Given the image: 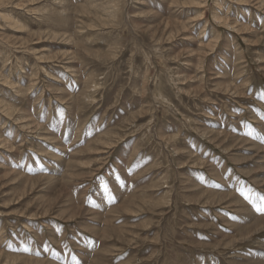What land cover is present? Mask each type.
<instances>
[{
  "label": "rangeland",
  "instance_id": "374dc122",
  "mask_svg": "<svg viewBox=\"0 0 264 264\" xmlns=\"http://www.w3.org/2000/svg\"><path fill=\"white\" fill-rule=\"evenodd\" d=\"M262 203L264 0H0V264H264Z\"/></svg>",
  "mask_w": 264,
  "mask_h": 264
},
{
  "label": "snow or ice",
  "instance_id": "6c2138e0",
  "mask_svg": "<svg viewBox=\"0 0 264 264\" xmlns=\"http://www.w3.org/2000/svg\"><path fill=\"white\" fill-rule=\"evenodd\" d=\"M257 211H259L261 214H264V203L258 206Z\"/></svg>",
  "mask_w": 264,
  "mask_h": 264
},
{
  "label": "bare ground",
  "instance_id": "6f19581e",
  "mask_svg": "<svg viewBox=\"0 0 264 264\" xmlns=\"http://www.w3.org/2000/svg\"><path fill=\"white\" fill-rule=\"evenodd\" d=\"M6 1V0H5ZM91 12V11H90ZM4 16V15H3ZM110 23V22H109ZM7 25V24H6ZM262 220V219H261ZM248 233V232H247ZM241 237V236H240ZM3 260V259H2ZM11 261V260H10ZM13 262V261H12Z\"/></svg>",
  "mask_w": 264,
  "mask_h": 264
}]
</instances>
